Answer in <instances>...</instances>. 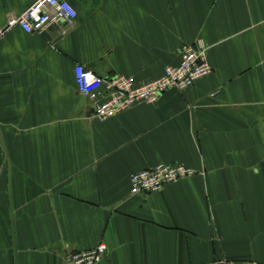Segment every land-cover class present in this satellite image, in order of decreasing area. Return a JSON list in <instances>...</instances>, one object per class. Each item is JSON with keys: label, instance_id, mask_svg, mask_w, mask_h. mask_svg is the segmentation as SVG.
Returning <instances> with one entry per match:
<instances>
[{"label": "crops", "instance_id": "crops-1", "mask_svg": "<svg viewBox=\"0 0 264 264\" xmlns=\"http://www.w3.org/2000/svg\"><path fill=\"white\" fill-rule=\"evenodd\" d=\"M36 0H0V264H264V0H67L76 16L4 30ZM203 47L211 73L99 122L81 64L153 81ZM193 174L156 193L129 177Z\"/></svg>", "mask_w": 264, "mask_h": 264}, {"label": "built area", "instance_id": "built-area-1", "mask_svg": "<svg viewBox=\"0 0 264 264\" xmlns=\"http://www.w3.org/2000/svg\"><path fill=\"white\" fill-rule=\"evenodd\" d=\"M76 16L67 0H36L25 11L7 17L4 30L19 27L27 34L40 33L51 23H70ZM211 73L203 47L184 44L179 50V62L166 66L161 77L136 85L132 77L115 75L104 79L81 64L73 69L74 80L80 94L92 103V116L104 122L136 104L155 103L169 90H184ZM193 174L183 165L159 164L148 167L129 177L130 192L156 193L165 185L175 183ZM106 246L67 253L62 264H98L105 255Z\"/></svg>", "mask_w": 264, "mask_h": 264}]
</instances>
